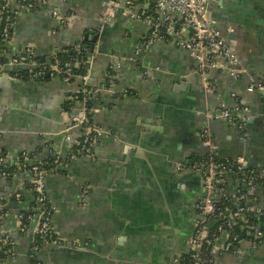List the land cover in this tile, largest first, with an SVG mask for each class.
<instances>
[{
	"label": "crops",
	"instance_id": "1",
	"mask_svg": "<svg viewBox=\"0 0 264 264\" xmlns=\"http://www.w3.org/2000/svg\"><path fill=\"white\" fill-rule=\"evenodd\" d=\"M134 2L130 13L120 9L105 27L103 0H44L34 9L20 7L11 38L0 45V57L8 59L28 44L46 59L83 40L95 50L88 84L97 91L91 117L102 133L92 156L46 175V192L56 206L52 225L63 243L42 248L45 264H179L177 258L189 251L204 184L199 174L176 166L206 154L199 134L208 110L249 108L243 129L216 119L212 135L221 159L243 156L248 165L264 167V98L248 90L264 74V0H211L212 20L247 68L238 78L208 71L212 92L185 48L157 41L136 53L148 32L139 15L148 2ZM54 10L73 13L72 21L62 26ZM95 32L98 42L90 37ZM113 62L119 63L118 81L105 89ZM22 68L27 67L6 63L0 72V144L8 153L7 166L14 168L22 152H34V161L51 152L65 155L84 131L71 124L82 103L64 108L82 80L24 81L7 74ZM30 180L21 168L10 177L0 175V235L9 234L16 243L15 254L0 264H34L33 232H22L18 218L34 201ZM227 182L235 180L228 175ZM84 187H89L85 195ZM212 264H264V242L255 249L244 243L238 254L216 255Z\"/></svg>",
	"mask_w": 264,
	"mask_h": 264
},
{
	"label": "built area",
	"instance_id": "2",
	"mask_svg": "<svg viewBox=\"0 0 264 264\" xmlns=\"http://www.w3.org/2000/svg\"><path fill=\"white\" fill-rule=\"evenodd\" d=\"M147 2V6L139 15L148 22V32L137 47V54L157 41L169 42L185 48L196 61L197 71L203 76V86L207 92L214 90L212 82L205 77L208 71L224 70L232 78H238L247 73V68L242 64L241 59L229 46L226 35L210 16L209 4L211 0H147ZM43 4L44 0H0V36L3 41H8L11 38L16 20L21 13L20 7L34 9ZM134 5V0H103L100 17L102 27L113 24L120 9L130 13L127 9H131ZM53 15L62 26L69 24L73 18V13L60 15L56 10L53 11ZM94 51L90 55V69L81 76L83 84H88L90 79ZM35 56L33 46L28 44L11 56L7 63L13 66L24 65L30 70L39 68V71L32 73V76L39 75L46 70V66L37 62L34 59ZM109 67L113 70L110 76L116 79L118 77L116 68L119 67V63L113 62ZM51 70L53 78H55L64 68L57 62L51 67ZM7 74L13 79L19 77L17 73L10 74L9 72ZM64 80L68 81L69 79L65 78ZM248 90L250 92L257 91L264 98V74L252 81ZM81 103V110L71 118L73 126L83 127L87 120L86 105L83 101ZM248 112L249 108L242 105H238L235 110L220 106L208 110L204 115L199 134L207 157L190 164L178 163L176 166L177 171L182 172L189 168L199 174L204 184V196L197 204L198 213L195 217L194 232L189 239L188 261H183V257L179 256L177 258L179 264H212V259L216 255L238 254L244 243H247L251 249H255L264 242V228L258 227V224L245 225L243 236L227 230V225L236 223L239 218L247 223L245 214L249 211L264 214V167L256 168L248 165L243 156L218 160V158L221 159L218 156L219 146L211 130V122L216 119H225L243 129ZM83 129V142L80 146L71 148L65 155L55 152L57 155H55L49 171L43 167L40 161L37 163L38 160L34 161L33 157L28 156V152H22L26 164L30 165V168L25 170L31 176L29 190L37 194L38 200L44 206L40 214H34L31 210L18 214L21 231L32 230L33 235H38L41 239L40 243H33L31 247V255L39 256L37 264H45L40 255L45 245L63 243L54 232L52 225V216L56 206L50 201L46 192V175L81 156L93 155V146L99 140L102 130L97 125L85 126ZM2 151L3 146L0 144V175L10 177L14 173L7 170L8 156H4ZM228 175H231L235 180L232 185H229L226 180ZM88 192L89 187H84L83 194ZM15 197L19 199L21 194L16 193ZM220 198L236 203L237 209H230L229 206L222 207L217 201ZM36 215L40 217V221L32 228L31 223ZM213 217H219L220 224L217 234L210 236L207 222ZM73 245L79 244L74 242ZM15 249L14 239L9 234H1L0 252L10 256L15 254Z\"/></svg>",
	"mask_w": 264,
	"mask_h": 264
},
{
	"label": "trees",
	"instance_id": "3",
	"mask_svg": "<svg viewBox=\"0 0 264 264\" xmlns=\"http://www.w3.org/2000/svg\"><path fill=\"white\" fill-rule=\"evenodd\" d=\"M0 45L1 46L3 45V39L1 36H0ZM90 55H91L90 47L87 46L86 42L83 40L73 46L67 47L64 50L60 51L55 57L50 58V62H48V59L46 58H39L35 56L34 59L37 62H39L42 66L43 65L46 66V70L43 71L39 75L32 76V73L39 71V68H33L31 70L28 68L14 69L13 71L10 72V74L17 73L19 75V77H17V80H24V81L29 80V79H33V80L52 79L53 74H52L51 67L55 63L58 62L60 66L64 68V70L61 71V73H59L57 77L61 79L68 78L69 79L68 81L72 82L75 80L76 77H79L81 79V76L90 69V65H91ZM7 62H9L8 58L0 57V68L2 65L6 64ZM66 63H68L67 66H65ZM112 72L113 70L110 67H108L105 73V83H104L105 89L112 87L118 81V77L115 79L110 76ZM78 86H79L78 91L73 93L72 98L66 102L64 108L67 111H70L72 106L75 103L83 101L87 109V120L84 123V126H83L84 128L85 126L94 125L92 122V117H91V107H92L93 99L94 97H96L97 91L92 89L89 86V84H83V82H80ZM83 89H86V90L84 91ZM125 93L136 95V92L131 89H127ZM82 142H83V137H81L79 144L77 145L75 144L72 148H76L77 146H80ZM2 153L4 156H8V153L4 147H3ZM55 155H57L55 152H51L49 157L38 160L36 162L38 163L40 161L43 167L49 171L51 169V163L55 159ZM28 156L34 157L35 153L28 152ZM206 157H207V154L195 155L192 157L190 163H193L196 160H204ZM229 159H232V157H230ZM218 160L222 161L224 159L218 158ZM19 163H20L19 167L14 168V167L7 166V170L13 173H17L18 168H21L23 171L30 168V165L26 164L25 158L22 155V153L19 155ZM226 180H227V176H226ZM30 185L31 184L29 182L27 185L28 188ZM243 189L245 190V188ZM32 193L34 194V201L31 204V212L34 214H40L42 213L44 206L38 200L37 194L35 192H32ZM217 201L222 205V207L229 206L230 209H233V210L237 209V204L232 201L227 202L226 200L222 198L217 199ZM245 216H246L245 218L247 220V223H245L243 220L239 218L236 223L227 225V230L229 232L237 233L243 236L245 225H249V224L257 225L258 224V219L254 214L246 213ZM219 220H220L219 217H213L212 219L208 220L207 225L209 227L210 236H215L217 234V228H218V225L220 224ZM39 221H40V217H38V219L36 220V225L39 223ZM3 235H6V234H3ZM40 241L41 239L39 238V236L35 235L33 238V243H40ZM0 256L2 259H5V257L9 255L5 254L4 252H0ZM31 257H32L34 264H37V262L39 261V258L35 255H31ZM182 257H183V261H188L187 254L182 255Z\"/></svg>",
	"mask_w": 264,
	"mask_h": 264
},
{
	"label": "water",
	"instance_id": "4",
	"mask_svg": "<svg viewBox=\"0 0 264 264\" xmlns=\"http://www.w3.org/2000/svg\"><path fill=\"white\" fill-rule=\"evenodd\" d=\"M88 37V35H87ZM92 40L94 42H98V39H99V32H95L92 36ZM87 46L90 47V51L92 52L94 50V46L90 45V44H86ZM48 62H50V58H48ZM180 85L178 83L175 84V89H177V86ZM150 127H152L151 125H149ZM247 213H250V214H254L257 219H258V227L260 228H264V214L263 213H258V212H255V211H249ZM38 219V215L35 216L34 220L32 221L31 223V227H35L36 225V220ZM34 236V235H33ZM52 246L56 247L57 245L56 244H53Z\"/></svg>",
	"mask_w": 264,
	"mask_h": 264
}]
</instances>
